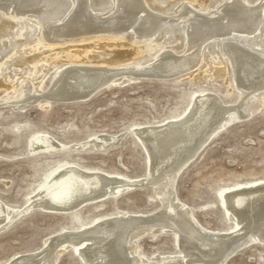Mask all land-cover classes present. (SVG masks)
Returning a JSON list of instances; mask_svg holds the SVG:
<instances>
[{
	"label": "bare ground",
	"instance_id": "6f19581e",
	"mask_svg": "<svg viewBox=\"0 0 264 264\" xmlns=\"http://www.w3.org/2000/svg\"><path fill=\"white\" fill-rule=\"evenodd\" d=\"M207 2L0 0V89L6 91L1 104L16 99L25 107L42 96L48 100H87L110 85L125 86L140 78H182L205 68L218 78L225 76L229 83V65L221 61L218 67L213 61L224 58L223 54L229 59L241 96L236 104H226L215 93L197 94L184 116L133 127V135L150 158L144 180L101 173L73 161L48 176L24 208L9 207L0 200V231L35 205L75 213L84 206L131 192L144 182L153 186L162 203L152 214L104 216L77 229L64 230L46 240L43 251L18 254L4 264H58L70 249L85 264H159L171 256H182L188 264H226L239 250L264 243V181L222 192V204L235 227L230 232L204 227L176 193L179 175L214 137L264 108V0L258 4L229 0L215 10L201 12L199 8L206 7ZM130 30L143 41H151L152 48L163 47L154 63H133L140 53L137 45L123 40ZM93 37L99 40L59 46L63 41L74 43ZM110 39L114 42L109 43ZM184 47L186 53L179 55L176 51ZM52 51L57 57L49 60ZM64 54H68L66 61H62ZM47 66H52L54 73L45 93V79L52 70L45 71ZM42 104L49 108L48 102ZM123 135L103 134L93 137L92 142L99 150H107L118 145ZM89 143L64 144L40 133L33 135L27 146L32 155H57L85 150ZM158 227L176 235L180 254L151 259L140 253L139 240Z\"/></svg>",
	"mask_w": 264,
	"mask_h": 264
},
{
	"label": "rangeland",
	"instance_id": "374dc122",
	"mask_svg": "<svg viewBox=\"0 0 264 264\" xmlns=\"http://www.w3.org/2000/svg\"><path fill=\"white\" fill-rule=\"evenodd\" d=\"M225 1L229 0H208L207 6L199 9L201 12L215 10ZM247 1L258 4L262 0ZM139 37L134 30L123 37L124 42L138 47L140 54L134 56L133 63L138 66L154 63L163 47L152 48L151 41H143ZM93 40L99 38H86L74 43L63 41L59 46L91 44ZM113 42L109 40V43ZM145 45L147 48L142 50ZM176 52L184 55L186 48ZM223 56L213 61L218 67L222 66L221 61L229 65V83L225 76L218 78L213 71L205 72V68L202 72L195 71L182 78H140L125 86L110 85L87 100H48L42 96L40 101L26 104L25 107L16 99L0 103V200L9 207L24 208L45 179L60 166L73 161L101 173L144 180L148 175L150 158L133 135V127L159 124L184 116L194 97L201 93H215L226 104L240 101L229 59L227 55ZM56 57L55 51L48 55L49 60ZM62 58V61H66L68 54ZM50 69L52 66H47L45 71ZM52 73L53 69L45 79V93L53 81ZM5 95V89H0V98ZM14 96L17 97L18 93ZM43 102H48L49 108H44ZM40 133L49 134L64 144L87 143L89 140L91 143L86 145L85 150L32 155L27 143L33 135ZM103 134L125 136L121 137L118 145L99 150L92 140ZM218 135L182 171L175 188L178 199L192 209L204 227L230 232L235 227L229 222L222 204V192L235 186L264 181V108L250 119L232 124ZM133 189L70 214L33 206L30 212L0 231V264L7 263L18 254L43 251L46 240L98 218L124 213L152 214L162 207L152 185L144 182ZM137 247L142 255L151 259L181 253L176 235L166 233L159 227L155 233L143 236ZM58 264L85 263L74 249H70ZM159 264L188 263L182 256H171ZM226 264H264V243L257 242L239 250Z\"/></svg>",
	"mask_w": 264,
	"mask_h": 264
},
{
	"label": "water",
	"instance_id": "95a60500",
	"mask_svg": "<svg viewBox=\"0 0 264 264\" xmlns=\"http://www.w3.org/2000/svg\"><path fill=\"white\" fill-rule=\"evenodd\" d=\"M104 88H105V87H103V88L99 89L98 91H96V93H98L99 91H101V90H102V89H104ZM96 93H95V94H96ZM95 94H94V95H95Z\"/></svg>",
	"mask_w": 264,
	"mask_h": 264
}]
</instances>
